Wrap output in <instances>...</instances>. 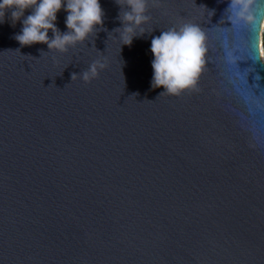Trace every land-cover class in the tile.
I'll list each match as a JSON object with an SVG mask.
<instances>
[{"label":"water","instance_id":"1","mask_svg":"<svg viewBox=\"0 0 264 264\" xmlns=\"http://www.w3.org/2000/svg\"><path fill=\"white\" fill-rule=\"evenodd\" d=\"M100 4L103 30L65 53L0 24V264H264V0H149L130 46ZM184 24L201 74L159 95L151 39Z\"/></svg>","mask_w":264,"mask_h":264},{"label":"clouds","instance_id":"2","mask_svg":"<svg viewBox=\"0 0 264 264\" xmlns=\"http://www.w3.org/2000/svg\"><path fill=\"white\" fill-rule=\"evenodd\" d=\"M115 3L121 9L118 15L121 27L113 31L122 30L123 45L130 46L134 38L145 35L142 26L150 19L149 0H115ZM156 3L157 0H152L153 6ZM241 4L243 0H233L232 7L235 9ZM61 10L66 13L67 30L64 32L56 25ZM26 11H30L27 16ZM237 14L242 15L241 12ZM6 18L12 26L17 22L22 24L21 31L13 37L21 47L45 44L48 51L65 53L93 33L103 30L104 10L100 0H0V24ZM203 40L200 29L193 24L169 28L153 36L150 46L152 89L163 88L159 95L177 96L186 89H194L204 63ZM260 54L264 56V35L260 41ZM105 66L101 60H96L82 73H73L71 80L79 75L84 82H90Z\"/></svg>","mask_w":264,"mask_h":264},{"label":"rangeland","instance_id":"3","mask_svg":"<svg viewBox=\"0 0 264 264\" xmlns=\"http://www.w3.org/2000/svg\"><path fill=\"white\" fill-rule=\"evenodd\" d=\"M262 35H264V19H263V22L261 24V31H260V41H261V37ZM259 49H260V42H259ZM263 59H264V56H262Z\"/></svg>","mask_w":264,"mask_h":264},{"label":"bare ground","instance_id":"4","mask_svg":"<svg viewBox=\"0 0 264 264\" xmlns=\"http://www.w3.org/2000/svg\"><path fill=\"white\" fill-rule=\"evenodd\" d=\"M263 58V57H262ZM263 61H264V59H263Z\"/></svg>","mask_w":264,"mask_h":264}]
</instances>
